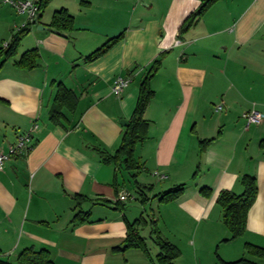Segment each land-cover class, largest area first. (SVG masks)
Returning a JSON list of instances; mask_svg holds the SVG:
<instances>
[{
    "label": "crops",
    "instance_id": "0c3cea01",
    "mask_svg": "<svg viewBox=\"0 0 264 264\" xmlns=\"http://www.w3.org/2000/svg\"><path fill=\"white\" fill-rule=\"evenodd\" d=\"M200 2L48 1L17 54L0 67V150L36 126L29 149L9 156L0 170V255L15 262L32 247L47 250L53 264H170L157 262L155 228L179 250L173 264H215L217 254L264 264L244 248L264 246V118L245 128L241 117L251 108L264 113V0H217L180 32ZM61 8L73 16L70 28L49 26ZM121 33L100 57L85 61ZM31 48L38 51L36 65L18 66ZM158 58L148 79L145 138L134 149L142 196L130 172L104 163L97 150L118 148L128 126L120 120L129 122L140 83ZM120 75L132 79L116 97L112 84ZM59 84L77 101L53 123L49 110ZM154 171L167 177L158 180ZM245 174L257 182L245 231L222 241L229 231L217 194H240ZM180 184L175 198L160 200ZM122 189L133 198L116 200ZM77 211L89 216L81 221ZM128 224L146 251L121 249Z\"/></svg>",
    "mask_w": 264,
    "mask_h": 264
},
{
    "label": "trees",
    "instance_id": "16d2710c",
    "mask_svg": "<svg viewBox=\"0 0 264 264\" xmlns=\"http://www.w3.org/2000/svg\"><path fill=\"white\" fill-rule=\"evenodd\" d=\"M49 0H38L39 8L42 13ZM217 0H201L197 9L187 16L179 27V31H186L192 24H194L208 7ZM41 13L38 20L41 17ZM38 22V21H37ZM73 16L65 9L61 8L55 11L52 15L49 26L57 29H67L72 26ZM32 25V24H31ZM30 24L19 27L15 33L12 34L11 39L6 42V46L0 47V67L9 58L17 54L19 44L22 37L30 30ZM122 37V33L109 38L101 47L89 53L85 57V61H93L100 57L106 50L115 44ZM38 51L36 48L25 50L17 61V65L24 68H32L36 65ZM161 59H155L150 64L144 79L140 83L139 96L129 119V124L125 128L121 142L113 154L104 150H97L99 158L104 163H118L124 170L130 172L132 182L135 184L136 190L143 195L144 186H141L136 180L137 170L139 164L134 156V149L137 143L145 138L146 128L148 125L144 117L146 107L149 100L153 96V91L148 85V79L159 68ZM77 101L76 94L59 84L53 103L49 110V116L53 123H60V118L64 117L62 107L73 106ZM243 191L236 194L230 190H221L216 197V202L220 205L222 210V221L229 231L228 238L222 241H230L242 235L246 228L247 213L254 203L257 195V182L254 176L243 175L241 177ZM183 190V185H177L160 195V200H171L175 198ZM201 192H208V188L203 187ZM79 199L81 196H74ZM79 202L76 203L78 205ZM89 216V211H77L74 217L79 218L81 221ZM156 233L155 242L158 245L159 251L156 256L159 263L173 264L176 257L179 255V250L172 243L164 239L158 234L157 229H153ZM128 247H136L146 251V246L143 238L137 233L133 224L127 225V233L124 240V245L121 249ZM245 253L255 256L259 259H264V246H258L251 243H245ZM0 264H53L49 257L48 251L45 249H34L28 247L20 251L17 255L15 262L0 255ZM215 264H260L257 261L247 259L242 256L236 260L225 261L222 260L217 254V261Z\"/></svg>",
    "mask_w": 264,
    "mask_h": 264
},
{
    "label": "built area",
    "instance_id": "2783aa9c",
    "mask_svg": "<svg viewBox=\"0 0 264 264\" xmlns=\"http://www.w3.org/2000/svg\"><path fill=\"white\" fill-rule=\"evenodd\" d=\"M3 3L10 4L19 15H23L25 17V21L22 23V26L35 24L38 21V17L41 13L38 0H0V5ZM176 43H178V41ZM6 44L7 43L5 42L3 45L6 46ZM131 79V75L117 76L113 80L112 93L116 97H119L124 89L129 85ZM220 108L221 106H218L217 110ZM241 117L245 122V128H248L250 125H258L261 123L264 118V113L255 108H251L243 112ZM35 129L36 126H33L28 131L19 134L16 142L10 145L6 152L0 150V170L2 169L4 161L8 159L9 156L23 154L29 149ZM152 175L158 180H163L167 177L164 173L159 171L152 172ZM131 198H133V196L129 190L122 189L118 193L116 200L123 202Z\"/></svg>",
    "mask_w": 264,
    "mask_h": 264
},
{
    "label": "rangeland",
    "instance_id": "374dc122",
    "mask_svg": "<svg viewBox=\"0 0 264 264\" xmlns=\"http://www.w3.org/2000/svg\"><path fill=\"white\" fill-rule=\"evenodd\" d=\"M23 18L25 17L23 15H19L10 4L3 3L0 5V23L2 22L3 24L2 27L0 26V47L11 39V32L20 27ZM17 23L20 24H18V28H15ZM25 36L26 34L22 37V39L25 38ZM12 260H14L13 257L10 258V261Z\"/></svg>",
    "mask_w": 264,
    "mask_h": 264
},
{
    "label": "water",
    "instance_id": "95a60500",
    "mask_svg": "<svg viewBox=\"0 0 264 264\" xmlns=\"http://www.w3.org/2000/svg\"><path fill=\"white\" fill-rule=\"evenodd\" d=\"M120 123L127 126L129 122H128V120L122 119V120H120Z\"/></svg>",
    "mask_w": 264,
    "mask_h": 264
}]
</instances>
